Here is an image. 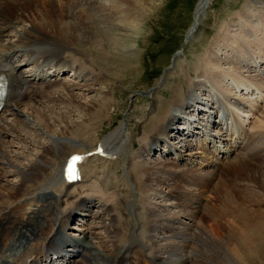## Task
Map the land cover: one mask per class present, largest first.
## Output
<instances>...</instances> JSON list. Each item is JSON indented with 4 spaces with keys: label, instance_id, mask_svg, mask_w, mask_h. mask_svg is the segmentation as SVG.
<instances>
[{
    "label": "bare ground",
    "instance_id": "6f19581e",
    "mask_svg": "<svg viewBox=\"0 0 264 264\" xmlns=\"http://www.w3.org/2000/svg\"><path fill=\"white\" fill-rule=\"evenodd\" d=\"M2 1L18 2L20 0H0V72L4 73L8 79V93L1 110H3L2 112H9L8 116H13L12 121L0 120V264H188L187 261H189L190 255H188V259L185 257L184 260L181 256L182 249L173 250L172 246L169 247L172 244L171 242L159 244L151 256L145 255L143 245L140 249L134 250L133 243L128 241L129 238H124L127 224L117 220L119 214L110 209L113 207L99 203L98 206L94 204L92 206L91 203L94 202L89 198H81L76 201V209L78 208L83 215H88L93 222L96 221L95 224H91V229L104 232L106 238L110 239L106 242L111 243V245H106L102 237L93 232H83V236L78 238L69 233L67 236L63 235L66 221L74 214L76 209H70L64 217L65 219L58 221L55 233L50 238H45L47 218L54 216L53 210L56 209L58 204L56 199L51 200V192L48 191V186L40 182L42 176L47 175L46 172L51 160L48 158L49 156L39 154L40 156L32 163L19 164V162L12 172L16 181L11 183L8 181L9 179H6V176L10 174L7 172L8 170L6 171L8 169L6 167L10 166V161L6 159L7 153L1 148L4 145V140H2L4 136L10 135L9 133L14 134L16 137L22 135L24 129L20 128L19 125L28 128L32 133L36 132L45 136H47L46 131H51L54 127L57 128L56 125H58L59 131L61 133L65 132L64 135H73L79 138L82 133L89 131L96 120L104 118L102 111H104L103 108L109 97V90L113 89L114 84L113 82L109 83L105 78L106 76L104 77L101 72L110 74L114 70L117 73H125L130 68V62L136 59L137 48L135 45L141 35L142 28L145 26V24L138 21V15L142 14V18H144L146 13L153 12L155 8L154 0H39L38 4L34 5L35 9L42 12L46 8V12L32 15L27 8H22L21 14L18 9L15 10L13 15L9 13L11 17H7L4 10L15 7L8 5L9 3L4 4ZM210 1L200 0L198 2L193 14V22L185 34L186 42H189L197 31L200 18L208 8ZM18 6L21 10L20 5ZM57 11H59V14H57ZM260 20L264 22V8L255 12L244 8L236 15L237 22H234L235 24L232 27L246 36L241 42H235L234 37L233 40L229 41L246 45V47L253 46L264 56V25L263 23L257 24L261 22ZM43 23H51L50 29L58 31L63 40L57 41L51 35L39 32L42 30ZM250 31L255 36V41L247 36ZM7 37H10V39ZM66 51L75 54L82 53L90 58V62L73 57L72 60L74 61H69V63V56H61ZM46 62H51L54 69L42 70L41 66ZM210 62L205 59L197 67L201 74L208 72V76L205 75V77L216 84L220 82V76L217 71H214L216 69L211 70L210 67L215 65L212 66V60ZM87 63L89 66H87ZM27 65L32 66L30 71L23 72L22 68ZM75 65L77 66L71 67ZM66 72H73V79L77 82H62L60 90L48 93L46 89L56 85L61 80L60 77ZM112 76L114 81L119 78L116 74H112ZM234 80L239 83L238 86H242L239 80ZM94 85L104 86V89L102 91L100 89L96 90L93 88ZM203 86V82L189 85L185 92H178V96L176 94L173 96L175 97L171 101L173 104L170 105V101L167 100V102H163L158 106L157 112L156 110L154 112L155 114L149 116L154 109L152 105L153 109H150L147 118V121H149L143 125V128L151 137L148 140L150 144L148 145L149 142H147L144 149V145L141 144V151H139L142 152V156L137 157L139 152L133 156L140 161H137L138 164L131 162L128 165V170L131 169L134 180L139 181L137 191L140 195L146 196L150 191L158 192L162 187L170 186L173 192H170L169 196L177 197L178 199H175L180 201L185 197H189L190 204H186L185 207L190 206V209L178 213L181 217L186 220H194L200 217L199 220L203 225L205 224L204 219L210 220L212 224L205 225L211 228L213 232H215L214 229H217L221 233V240L214 243L204 237L201 230H198V232L191 231L190 223L185 225L184 230L175 228L173 224H168L167 220L170 219L173 222L177 220V217L163 218V215L160 214L163 212L162 210L157 207H147L144 204V210L148 214L146 228L148 232L152 233L150 238L153 243H157L160 232L165 231L168 235H163L162 239L168 241L169 239L180 240L174 242V245H182L188 239L189 241L196 239L200 244H203V247H211L216 254H206V252L203 256V259L206 262L208 261L209 264H257L258 258L262 256L259 255L260 248L264 245V196H259L260 190L257 189L259 187L261 191L264 189V146L257 145V141H251L253 137L249 136L251 144L246 146L244 153L230 161V158L235 154L234 150L226 146L221 148L216 145V141L208 138L210 135L209 128L216 125L215 121H208L213 114L210 109L219 112L220 107L215 106L212 101L213 96L208 95L202 98L194 94L197 91L200 93L205 92ZM73 90H80L83 93L94 90L95 92L98 91L100 95L96 98L91 97V99L84 102L78 99L77 94L72 93ZM245 90H248L247 86ZM53 94H57L56 98L50 99L53 106L40 110L35 108L33 103L27 104L30 113L21 115L22 99H29L34 104H39L45 108L43 99L49 101V96ZM151 95L153 96V94ZM225 98L227 97L225 96ZM55 103L63 106L62 112H54L57 109ZM228 103L230 105L229 100ZM233 105H236L239 110L242 109L243 112H247L241 103L236 102ZM172 106L173 108H171ZM79 111L81 116L77 117V120L73 121L68 115L66 116V114L77 116ZM262 114V123L260 122L259 127L264 128V111ZM17 115L23 116L22 120H18ZM223 118H225L224 114ZM49 119H53V122H50ZM200 120H203L204 123H199ZM179 121H182L183 126H176ZM62 123L63 126H61ZM185 123L188 124L189 129L184 127ZM198 125H202V128ZM121 130L122 123H119L111 134H119ZM55 134L47 136L52 141V145H57L59 141L61 142L64 139L55 137ZM25 136L27 137V133ZM199 139L202 141L197 145V150H194L192 143ZM261 142H264V138L261 139ZM102 146L104 144L100 143V147ZM131 146L134 148L133 143H131ZM92 150H96V145ZM167 151L173 152L171 159H174V162L170 163L167 159L158 160L155 158L162 157ZM144 152L146 153L143 154ZM68 155L62 156L65 165L70 160ZM183 155L185 157L184 161L189 165H203L197 160L206 159L208 161V164H206L211 166L208 169L203 168L204 170L196 168H194L196 170H191L188 166L179 164L183 159ZM149 157H152L153 160L145 162ZM217 166H221V168H216ZM227 166L230 169L229 171L236 175L240 174V177L237 175L236 178L225 177L230 182L231 179L251 181L250 184L244 181V183L241 181L239 184L235 183L236 186L249 187L248 190L250 191L241 193L242 199L247 202L246 204L244 202L240 203L237 200L239 198L235 194V189L231 187L234 190H230V185L227 186V183L230 182H226L224 176H222ZM163 170L165 171L163 172ZM235 174H233V177ZM214 182L221 192L218 193L215 189L205 195L210 196L209 200L213 202L215 201H212L213 196L217 194L218 207H222L219 213L211 209L208 204H205L206 196L202 198L203 194L208 192V184L212 185ZM177 183L185 187L182 188ZM63 184L76 186V184H67L64 179ZM193 187L197 188V193L194 192ZM224 190L226 191L225 195L223 194ZM35 193H38L40 197H44V203L36 211L31 212L25 221L18 219L17 214L12 216L10 211L7 212L11 205L17 202H33ZM171 193L176 195H171ZM179 203L177 202L176 205H179ZM26 204L29 203L26 202ZM202 205L205 206L203 208L205 216L200 214L201 210L198 207ZM93 207H96V211ZM249 207L251 208L249 209ZM116 211L125 216L126 209H116ZM56 220L58 219H55L54 222ZM138 221L133 223L134 227L138 225ZM17 232L19 237L15 244H18V246L12 247L13 250L7 252L5 250L6 243L12 241L13 237H17ZM146 236L145 238L148 237ZM120 238L125 239V241H120ZM32 241H35L36 244L40 241L42 248L39 249V252H36L38 245L33 246L30 244ZM70 246L71 249L63 250L64 247ZM79 249L80 252H78ZM19 252L22 254L18 255ZM79 255L83 257L77 260L76 257ZM170 257H178V260L171 263L168 261Z\"/></svg>",
    "mask_w": 264,
    "mask_h": 264
},
{
    "label": "rangeland",
    "instance_id": "374dc122",
    "mask_svg": "<svg viewBox=\"0 0 264 264\" xmlns=\"http://www.w3.org/2000/svg\"><path fill=\"white\" fill-rule=\"evenodd\" d=\"M21 1L22 0L18 2L2 1L4 4L9 3L8 5L15 7L5 9L6 11L4 10V14L7 17H11L10 14L13 15L16 9H18V12L21 14L22 8H27L32 15H39L47 11L46 8H44L42 12L41 10L35 9L34 5H37L39 0ZM199 1L200 0H154L155 8L153 12L148 14L146 13L144 18H142V14L138 15V21L145 24V26L142 28L141 35L138 37L137 43L135 45L137 48L135 57L136 59L133 62H130V68H128L125 73H117L114 70L110 74L101 72L104 77L106 76L105 78L109 83L113 82L114 87L112 90L108 89L109 97L105 107L103 108L104 111H102L104 118L96 120L91 125L88 132L82 133V136L76 138L73 135H64L65 132L61 133V131H59L60 128L58 125H56L57 128L54 127L53 130L46 131L47 136L57 133L55 134V137L64 138L62 140L66 143L61 140V142L59 141L57 145H52L53 143L49 137L36 132L32 133L28 128H24L23 126L19 125L20 128L24 129V134L22 133L21 136L16 137L14 134L9 133L10 135L4 136V139H2L4 140V145H2L1 148H3V150L7 153L6 159L10 161V166L6 167L8 168L6 171L8 170L7 172L10 174L6 176V179H9L8 181L11 183L16 181L12 172L18 166L19 162V164H28V162L32 163L41 154H44L47 157L49 156L48 158L51 160L46 172L47 175H43L40 182L41 184L48 186V191L51 192V200L56 199L58 204L56 205V211L53 210V213H55L53 214L54 216L50 218L48 217L49 219L47 218L48 226L46 223L45 233L47 234L44 235L45 238H48L54 234L58 221L66 217L70 209H76V201L81 198H89L92 199L94 202L93 204L96 206L101 204L113 207L110 209L113 210V212L119 214V216L117 215V220L127 224L126 231L122 230L126 234L124 238H129L128 241L133 243L134 250L140 249V247L143 245V252L146 256H151L159 244H168L169 242L172 243L169 245V247L172 246L173 250H177L178 248H180V250L182 249L181 256L184 260L185 257L187 258L188 255H190L189 261H187L188 264H209L208 261L206 262L203 259L204 254L206 252V254H216L215 250L211 249L209 246L203 247V244H200L196 239L191 241L188 239L182 245H174L173 243L179 239H169V241L162 239L163 235H168L165 231H161V234H159V239H157V243H153L150 238L152 233L148 232L146 228V219L148 214L144 210L145 206L159 208V210L163 211L160 213L163 215V218L168 219L170 217H177V220L172 222V220L169 219L167 220V223L173 224L175 228L180 230H184L185 225L190 223L191 231L193 230V232H198V230H201V232H203V236L214 243L221 240V233L218 232L217 229H214L215 232H213L211 228L207 227L208 225L212 224L210 220L204 219V223L207 225L206 226L200 222V217H197V219L194 220H186L185 218L181 217V215L178 213L186 209H190V206L185 207L186 204H190V201H188L189 197H185L186 200L182 199L180 201L175 199L177 197L169 196L170 192H173V189L170 186H164L161 188V190H158V192L150 191L149 194H146V196L140 195V193L137 191L139 181L134 180L133 176L131 175V169L128 170V165L131 162L138 164L137 161H140L137 157L142 154V152H140L141 144L144 145V149L147 146V142H149L148 140L151 139V137L148 135V132H146V130L143 128L144 123L149 121H147V118L148 113H150V109L152 110L154 108L149 116L155 114V110L157 112L158 106H160L163 102H167L168 100L170 101V105L173 104L171 101L173 98H175L173 97L175 94L178 96V92H185L189 85L197 84L198 82L204 83L203 90H205V92L200 93L197 91L194 94H197V96L202 98L208 95H211V97L213 96L212 101L215 103V106H218L216 105L218 102L222 108L231 110L233 115L232 119L234 120L235 124L237 121L240 126V130L243 131V135L250 134L249 136L254 138H252L251 141L255 140V142L257 141V145L264 146V142H261V139L264 138V128L259 127L262 123V112L264 111V56L263 53L259 52L253 46L246 47V45L244 46L229 41L231 39L233 40L234 37V41L236 40L235 42H241L244 39V36H246L232 27V25L235 24L234 22H237L236 15L244 8H247L251 12L261 11V9L264 8V0H211L208 8L200 18L197 31L190 41L184 44V35L192 23L193 14ZM18 5H20L21 10L19 9ZM57 14H59V11H57ZM261 23L264 25L263 21L258 22L257 24L260 25ZM42 25V30L39 32H45L51 35L52 38L56 39L57 41L63 40L59 36L58 31H53L50 29L51 23H43ZM247 36L252 41H255L256 39L255 36L251 34V31L247 34ZM7 38L10 39V37ZM228 43L231 45H228ZM61 56H69L70 58L68 57V62L74 61L72 60L73 57L83 59L88 61V63L90 62V58H87V56L82 53L75 54L66 51ZM205 59L209 60V63H211L210 60H212V66H216L210 68L211 70L216 69L214 71H217V74L220 76V82L215 84L209 81V79L205 77V75L208 76V72L206 74L200 73L198 67ZM88 63L87 66H89ZM50 64V62L43 63V69L47 71L50 70V68H47L50 67ZM77 65L71 67H76ZM31 67V65L24 66L22 71L29 72ZM72 73L73 72L65 73L60 77L61 80L59 79L60 81L56 85L49 87L46 89V91L49 93L54 92L55 90H60L62 88V82L69 81L76 83L77 81L73 79ZM112 74L118 75L119 78H117V81H114ZM234 79H237V81L239 80L243 87L238 86L237 84L239 83H237ZM245 85L248 87L247 91L245 90ZM94 86L93 88L96 90L100 89L102 91L104 89V86ZM72 93L77 94L78 99L84 102L91 99V97L96 98L98 95H100L98 91L95 92L94 90L87 93H83L80 90H73ZM57 94L49 96V101L47 99H43L45 108L39 104H34V102H31L29 99H22V105L20 106L21 115L30 113V109H28L26 106L27 104L29 105L33 103L34 107L39 108L40 110H44L50 106H53L50 102V99L56 98ZM151 94H153V96ZM225 96L227 98H225ZM227 99L230 101V105ZM236 102L241 103L247 112L245 113L242 111V109L239 110L236 105H233ZM55 108H57L55 109L56 111L54 110L56 113L62 112L64 109L62 105L56 103ZM171 108H173V106ZM210 110L212 111V109ZM2 113L5 114L2 115ZM78 114L79 115L76 114L77 116L66 114V116L68 115V117L74 121L77 120V117L81 116L80 111ZM8 115L9 112L7 111L1 112L0 120L4 119L7 121H12L13 116ZM21 115H17L18 120H22L23 116ZM52 120L53 119H49L50 122H53ZM119 123H122L123 132L121 130L119 134L114 133L112 135L111 133H113ZM199 123L202 124L204 122L203 120H200ZM63 125L64 124L62 123L61 126ZM181 125L183 126V124H177L178 127ZM198 126H201L202 128V125ZM184 127L189 129L187 123L184 124ZM224 131L225 130L220 131L218 127L210 128V135L208 138L215 141V139H213L211 136L218 135L219 138H217L220 140H222L223 137V141L217 139V141H219L221 144L219 145V142H216V145L222 148L223 146H226L224 144H227L226 147L233 150L230 145L232 144L234 138L229 134L225 135L223 133ZM26 133L27 137H24ZM251 141L248 138L245 144L243 142L240 145L241 147L244 145L242 147L243 149L240 150L241 147H239L237 151L234 150L235 154L230 158V161L234 160L233 158L241 155V153H244V149L246 146L251 144ZM100 143L104 144V146H102V156L92 155L91 157H88V159L81 165V172L83 176L82 181L77 183L76 186L64 185L62 182L61 167H63L65 163L63 162L64 159H62V156L69 154L68 156L70 157L71 154L88 153L90 150H92L94 145L98 146ZM131 143H133L134 148H132ZM149 144L150 142L148 145ZM192 147L194 150H197L194 143H192ZM137 153V157H133ZM145 153L146 152L143 154ZM246 153H248V151H246ZM161 154L162 152L160 155ZM171 157H173V152L171 153L170 151H167V153L163 154L162 157L155 158L158 160L167 159L168 162L172 163L174 162V159H171ZM151 158L152 157H149L147 160H145V162L148 160L152 161L153 159ZM184 159L185 157L183 155V159H181L179 164L188 166L191 170L194 168L198 170H204L210 168L211 166L207 165L208 161L206 159L197 160V162L202 163L205 167H202L203 165H189V163L185 162ZM83 160H85V158ZM199 166L204 169H199ZM216 168H221V166H217ZM229 170L230 169L227 166L222 173V176H224V180L226 182L230 181L225 177L236 178L238 175ZM164 171L165 170H163V172ZM233 174H235L234 177ZM238 176L240 177V174ZM240 181H244L245 183L249 184L251 183L250 180L246 181L241 179H231V184L227 183V186L230 185L229 189L231 187L235 189L234 190L231 188L230 190H234L236 192L235 194L237 198H239L237 200L242 203L244 200L242 199L241 193L244 191L248 192L250 190H248L249 187H240L239 185H235V183H241ZM215 182L212 185L208 184V192L204 193L202 198H204L210 191L215 189L216 192H221L216 187ZM177 184L181 185L180 183ZM181 186L182 188L185 187L184 185ZM257 189L258 191L260 190L259 196H264V189H262V191L260 187ZM181 192L183 191L181 190ZM194 192H198L197 188H194ZM175 193L178 194L177 192ZM176 194L171 193V195L174 196ZM223 194H226L225 190L223 191ZM37 195L38 193L34 194L33 197L35 199L32 198L34 199L33 202L26 201L29 204H26L24 201L12 204L7 212L9 213L10 211L12 216L17 214L16 217L18 219L25 221L31 212L36 211L44 203V197ZM214 196L212 201H215L213 202L209 200L210 196H206L205 204H208L209 207L211 206V209L219 213L222 207H218L219 203L216 198L217 194H214ZM177 202H180L179 205H176ZM246 203L247 202H244V204ZM204 205L198 206L200 207V214L202 216H205L203 210L205 207ZM93 208L94 211H96V207ZM122 208L126 209V217L124 215H120L121 212L119 213L116 211V209ZM250 208L251 207H249V209ZM252 208L254 209V207ZM55 219H58L56 220L57 222L55 221L56 223L54 222ZM137 221L138 225L134 227L133 223ZM95 222H93L88 216H84L79 210H75L73 217H70V219H68L66 222L64 232L67 234L69 233L76 238L83 236V232H93L94 234H98V236L102 237L103 241L107 245L108 243L106 241L110 239L106 238L105 233L97 229H91L90 226L95 224ZM51 226H53L52 229ZM16 234L17 237H13L12 241L6 243L5 250L7 252H10L11 249L13 250L12 247L18 246V244L15 243L18 240L17 238L19 237V234L18 232ZM145 236L147 238H145ZM120 241L124 242L125 239L123 240V238H120ZM30 244L33 246L38 245L36 247V252H39L38 249L41 247L40 241H38L37 244L35 241H32ZM108 245H111V243ZM66 248L71 249V247ZM20 252L23 253L24 251ZM20 252L17 254L21 255L22 253ZM259 255L262 256L258 258L257 264H264V245L260 248ZM130 256L131 254L129 257ZM82 257V255H79L76 257V259L79 260L82 259ZM177 260L178 257H170L168 259V261L171 263L176 262Z\"/></svg>",
    "mask_w": 264,
    "mask_h": 264
}]
</instances>
